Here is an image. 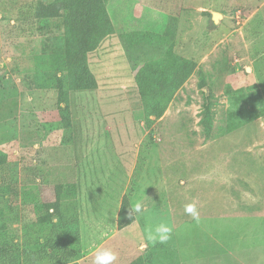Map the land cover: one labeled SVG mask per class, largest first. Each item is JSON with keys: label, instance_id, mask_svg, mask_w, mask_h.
<instances>
[{"label": "rangeland", "instance_id": "obj_1", "mask_svg": "<svg viewBox=\"0 0 264 264\" xmlns=\"http://www.w3.org/2000/svg\"><path fill=\"white\" fill-rule=\"evenodd\" d=\"M49 1L0 0V185L41 205L56 184L76 185L78 264L105 249L113 264H264V0H109L113 33L83 65L97 88L69 91L65 125L54 83L74 38L62 20L35 18ZM211 12L223 15L215 27ZM170 56L197 67L171 100L143 99L137 74L149 66L150 83ZM123 197L143 210L119 231ZM16 204L0 206L15 243L0 264H22L43 240L31 223L44 213ZM161 223L167 243L146 242Z\"/></svg>", "mask_w": 264, "mask_h": 264}, {"label": "trees", "instance_id": "obj_2", "mask_svg": "<svg viewBox=\"0 0 264 264\" xmlns=\"http://www.w3.org/2000/svg\"><path fill=\"white\" fill-rule=\"evenodd\" d=\"M109 0H52L47 3L38 2L34 6L35 18L39 21L60 19L65 28L74 38L73 50L59 58L57 71L62 72L54 83L59 92V101L66 103L60 109L62 124L69 121L68 93L74 91H89L97 88V84L87 69L83 66L88 53L96 51L100 43L113 33L111 21L107 12ZM173 62L161 66L160 73L149 69L154 75L148 83L144 80L149 66L142 69L136 76L137 86L142 98L151 101H169L176 90L187 80L188 76L196 69L197 64L192 60L170 56ZM201 88H206L202 72H199ZM65 78L64 80H62ZM68 78V79H67ZM146 118L151 115L148 105H144ZM206 132L210 131L208 124ZM1 203H7L9 213H17L16 203H20L22 211L33 210L44 213L39 221H33V227L42 231L43 240L34 248H23L20 251L22 264H78L82 256L81 233L77 215L70 212L71 202L77 195L75 184H56L51 190V199L41 205L33 203L29 189H21L16 194L10 186L0 185ZM10 194L9 197L5 196ZM12 194V195H11ZM14 202V203H11ZM16 202V203H15ZM74 203V202H73ZM21 213V210H19ZM72 213V214H71ZM22 214V213H21ZM130 214V215H129ZM0 210V217L3 218ZM54 219L56 221H54ZM134 215L130 201L123 197L117 216V229L119 231L134 222ZM48 223L46 229L41 224ZM9 228L0 226V255L8 252L15 243L3 236ZM8 234H6L7 236Z\"/></svg>", "mask_w": 264, "mask_h": 264}, {"label": "clouds", "instance_id": "obj_3", "mask_svg": "<svg viewBox=\"0 0 264 264\" xmlns=\"http://www.w3.org/2000/svg\"><path fill=\"white\" fill-rule=\"evenodd\" d=\"M143 210L142 203H136L132 209L136 213H140ZM186 214L190 215L193 220H199V214L194 204H186L184 208ZM130 215V214H129ZM171 228L166 224H158L156 226H146L144 229L145 240L152 244L160 243L165 244L170 239ZM146 246V245H142ZM117 259L116 254L110 250L97 251L94 255L93 264H113Z\"/></svg>", "mask_w": 264, "mask_h": 264}, {"label": "water", "instance_id": "obj_4", "mask_svg": "<svg viewBox=\"0 0 264 264\" xmlns=\"http://www.w3.org/2000/svg\"><path fill=\"white\" fill-rule=\"evenodd\" d=\"M210 15L213 27L217 26L220 23V19L223 17V15L216 12H211Z\"/></svg>", "mask_w": 264, "mask_h": 264}]
</instances>
